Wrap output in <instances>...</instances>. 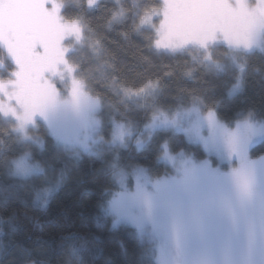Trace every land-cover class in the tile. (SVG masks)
<instances>
[{
    "label": "snow or ice",
    "instance_id": "6c2138e0",
    "mask_svg": "<svg viewBox=\"0 0 264 264\" xmlns=\"http://www.w3.org/2000/svg\"><path fill=\"white\" fill-rule=\"evenodd\" d=\"M95 3L87 0L89 7ZM64 6L62 0H0V52L14 65L0 76V114L21 132L39 117L58 136L69 131L87 138L99 123L100 101L90 95L80 66L70 59L87 37L82 22L61 15ZM123 16V11L111 14L114 22ZM139 25V32L154 33L155 49L178 53L195 48L207 70L226 72L212 48L226 46L232 53L257 46L264 38V0H162L161 6L143 12ZM228 59L243 73L234 55ZM236 81L233 89L240 75ZM124 93L151 97L152 116L145 127L181 129L205 153L228 159L225 171L217 160L190 156L155 180L141 170L134 173V190L117 194L113 207L118 212L138 229L151 225L159 264H264V160L248 154L254 138L264 136V124L245 118L231 127L212 109H177L166 115L156 106L152 83ZM128 135L125 125L113 122L114 142L123 143ZM17 167L23 168L24 161Z\"/></svg>",
    "mask_w": 264,
    "mask_h": 264
},
{
    "label": "trees",
    "instance_id": "16d2710c",
    "mask_svg": "<svg viewBox=\"0 0 264 264\" xmlns=\"http://www.w3.org/2000/svg\"><path fill=\"white\" fill-rule=\"evenodd\" d=\"M62 2V16L85 28L87 39L70 59L80 66L90 95L100 101L105 138H110L113 121L142 125L151 118V97L124 93H135L147 83L156 85V106L167 113L200 100L203 110L214 109L227 124L247 114L264 121V51L245 55L242 89L231 94L235 68L209 71L198 62L200 57L194 59L193 50L158 52L154 33L137 30L143 12L161 6L160 0H99L91 8L86 0ZM119 11L123 18L112 21L111 14ZM37 131L43 138L40 149L22 143L13 122L0 116V264H148L145 245L133 228L113 227L102 211L114 186L113 173L132 166L146 167L154 175L165 172L169 168L158 161L165 143L171 152L196 157L205 156L203 149L165 129L141 149L129 144L102 155L75 157L55 143L42 123ZM26 150L43 165L44 175L14 174L11 161ZM250 156L264 160V140L251 147ZM111 162L116 168H109Z\"/></svg>",
    "mask_w": 264,
    "mask_h": 264
},
{
    "label": "rangeland",
    "instance_id": "374dc122",
    "mask_svg": "<svg viewBox=\"0 0 264 264\" xmlns=\"http://www.w3.org/2000/svg\"><path fill=\"white\" fill-rule=\"evenodd\" d=\"M87 1V0H86ZM99 0H96V3L92 6L94 7ZM161 5H162V0ZM252 2H255V0H252ZM88 6V4H87ZM88 8H91L88 6ZM62 15V13H61ZM83 45H77L74 51L72 52L71 56L77 52ZM153 48L154 43H153ZM158 52H164L162 50H157ZM193 50V56L194 57H200L201 53L199 50L193 48L190 49ZM252 51H264V38H261L258 42V45L253 47L250 51H234L232 53L229 52V50H218L217 48H212V53H213V58L216 60L221 61L222 63L226 64V68H235L236 69V75L234 81L230 85V92L231 94H235L239 92L242 89V79H243V73L240 74L239 69L236 67L235 63H231L230 60L228 59L229 55H234L236 58V63H242L244 65V70H245V55L248 54L249 52ZM164 53H170V52H164ZM14 65L10 62V60L6 57V53L0 52V76H7L13 69ZM240 75V82L239 86L235 89L232 88V85L236 84V76ZM55 79V77H54ZM93 98H96L93 96ZM98 99V98H96ZM99 109L96 110L95 113V118L99 122L97 127L95 128L94 131H92L87 138L83 134L79 135H73L71 132L66 131L62 133L61 135H57L56 133L53 132L48 126V124L41 118L37 117L35 124H28L24 131L21 132L19 129H15L16 134L19 137V140L22 143H34L39 149L42 148L43 146V138L42 136L38 133L37 128L39 127V123H42L47 131V133L54 139L55 143L60 146L61 148L63 147L64 149L69 150L72 155L75 157H80L83 154H94V155H102L105 151H107L108 148H112L115 146H120V147H126L129 144H132L135 149H141L143 148L148 141L151 139L152 135L158 131V130H172L174 132H178L184 135L185 140L188 143L191 144H198L204 151L203 145L199 142H194L191 140L188 136L185 135V133L178 128H171V127H155V128H147L145 127L146 124L150 123V119H148L145 123L142 125H138L135 123H127V122H122V121H113L119 124L125 125L126 128H128L131 132V135L126 136L125 140L123 143L119 141H113L112 139V131H113V123H112V130H111V135L110 138H105L103 134L100 132V117H99ZM177 109L181 111H188L192 109H198L202 111L203 113H207L209 110H203L201 101L200 100H195L192 103H190L188 106H182L176 108L174 111L167 113L166 111H163L166 115L174 114ZM162 111V110H161ZM212 111L216 114L215 110L212 109ZM4 119L11 120V118L3 116V114H0ZM217 116V114H216ZM218 118V117H217ZM249 119L250 122L256 124L259 126L260 124H264V121L260 119L254 118L252 114H247L246 116L242 117L240 120L243 119ZM219 119V118H218ZM220 120V119H219ZM237 120V121H240ZM236 121V122H237ZM13 122V121H12ZM221 123H224L225 125L235 127L236 122L232 124H227L223 121L220 120ZM14 124V122H13ZM264 140V136H256L254 140L249 144L248 147V154L250 156V149L256 144H259ZM86 145V146H85ZM190 156L196 157L191 153H186L182 150L178 152H171L168 148V145L165 143L162 146V151L159 155L158 161L164 163L169 169L166 170L165 172L154 175L150 172V170L146 167L143 166H132L129 168H117L116 171L113 173V180H114V186L110 190L109 197L106 199L103 205L102 211L108 215L111 218L112 226L117 227L119 225H125L133 228L135 231V234L138 238V241L140 244L145 245V252L147 254L148 258V264H159L160 260V254L157 249V241L152 238L151 236V225L148 223H145L142 229H138L135 224H133L131 221L128 220L126 214L122 212H118L114 207H113V202L117 198V194L122 193L125 191V188L130 192L134 190L135 186V177L134 173L140 172L143 170L145 174L149 176L150 179H157V178H163L168 175H170L173 171V163L179 164L183 160L189 158ZM206 156L209 159L217 160L220 167L223 170L228 169V159H219L214 156V154H207L205 153L204 157H196L198 160H203L206 158ZM251 158V156H250ZM23 160L24 161V167L23 168H18L17 167V162ZM11 166L13 168V172L16 176L21 177V178H28L33 175H44L45 169L42 164L39 163V161L34 160L31 158L29 151H25L15 157L11 161ZM110 169L116 168V163L111 162L108 164ZM121 176H123V185L121 184ZM50 188L53 186L52 183L48 184ZM59 185L57 184L56 187ZM132 214H135L136 209L132 208L129 210ZM25 264H34V263H25Z\"/></svg>",
    "mask_w": 264,
    "mask_h": 264
}]
</instances>
